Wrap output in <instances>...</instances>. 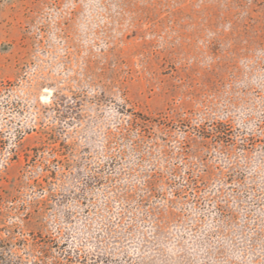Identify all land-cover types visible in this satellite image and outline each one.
I'll list each match as a JSON object with an SVG mask.
<instances>
[{
  "label": "rangeland",
  "instance_id": "1",
  "mask_svg": "<svg viewBox=\"0 0 264 264\" xmlns=\"http://www.w3.org/2000/svg\"><path fill=\"white\" fill-rule=\"evenodd\" d=\"M0 238L264 264V0H0Z\"/></svg>",
  "mask_w": 264,
  "mask_h": 264
},
{
  "label": "trees",
  "instance_id": "2",
  "mask_svg": "<svg viewBox=\"0 0 264 264\" xmlns=\"http://www.w3.org/2000/svg\"><path fill=\"white\" fill-rule=\"evenodd\" d=\"M8 249V244L6 243V241H4V239L0 238V264H12V262L10 261L9 258H7L4 255V251ZM65 263L63 264H70V260L69 258H65ZM61 264V263H58Z\"/></svg>",
  "mask_w": 264,
  "mask_h": 264
}]
</instances>
